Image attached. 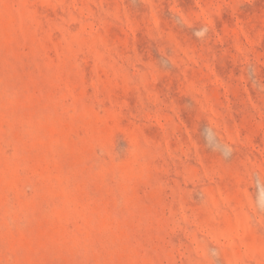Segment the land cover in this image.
<instances>
[{
  "label": "rangeland",
  "instance_id": "1",
  "mask_svg": "<svg viewBox=\"0 0 264 264\" xmlns=\"http://www.w3.org/2000/svg\"><path fill=\"white\" fill-rule=\"evenodd\" d=\"M0 264H264V0H0Z\"/></svg>",
  "mask_w": 264,
  "mask_h": 264
}]
</instances>
